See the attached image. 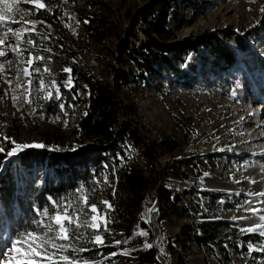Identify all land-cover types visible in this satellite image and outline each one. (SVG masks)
Returning <instances> with one entry per match:
<instances>
[{"label":"rangeland","instance_id":"374dc122","mask_svg":"<svg viewBox=\"0 0 264 264\" xmlns=\"http://www.w3.org/2000/svg\"><path fill=\"white\" fill-rule=\"evenodd\" d=\"M150 1L60 0L48 12L36 11L35 6L27 2L21 3L19 7L27 13L25 19L44 22L37 25V30L48 35V39H42L36 32L25 34L20 41L22 53L13 50L17 40L11 34L6 37V43L0 45V50L6 53L0 57V64L5 69L0 73V133L18 143H44L51 150L75 148L80 144L77 142L76 121L87 105V79L108 82L109 85L118 82L117 99L123 108V127L130 135L123 144L124 159H121L118 168L128 166L127 169L142 181L139 184L131 181L127 169H124V176H118L117 164L113 161L111 164L102 163L100 169L93 168L91 172L95 203L110 222L116 215L123 225L130 224L132 233L146 231L148 235L143 236L144 244L156 241L168 264H224L218 245L198 249L193 242L185 240L182 232L191 233L196 222L219 221L227 216L226 223L237 229L239 236L240 232L249 233L242 231L247 227L237 224L239 220L233 217L246 215L243 209L255 197L250 195L252 189H247L243 180L246 165L254 161L264 163V153H261L264 150V126H260L249 114L251 109L248 106L260 107V111L253 110L259 112L260 121L264 120V13L260 11L264 0H185L182 5L173 3L167 29L175 35L171 41L184 46L185 55L178 67L188 77L162 74L159 80L148 78V85L141 82L125 85L119 81L120 71L135 69L124 61L117 47L126 38L133 43L142 38L136 25L140 22L142 6ZM14 19L19 20L20 15L14 16ZM10 26L22 29L31 25L21 23ZM130 30L135 31L137 37L130 36ZM5 32L6 27L0 25V37ZM61 38L66 41L65 44ZM28 39L38 40L37 51H27L30 45ZM208 41L222 43L236 51L235 61L226 72L222 67L215 66ZM44 48L52 51L46 52ZM192 48H196L198 53L192 52ZM35 55L52 57L50 61L35 62L41 69L47 63L51 74H33L31 104L25 103L23 97L19 102H13L12 96L24 92V88H18L17 83L26 84L29 79L23 75L24 61ZM72 64L86 76L77 83L74 78L73 85L75 83L79 88L77 98H69L67 93L72 87L64 86L69 76L72 77L73 70L66 73L63 69L71 68ZM41 75L46 82L56 80L60 99L43 98L45 91L37 90V77ZM62 75H67V79L60 86ZM7 81H11V85ZM53 93L55 95V89ZM61 103L65 105L63 111L59 107ZM57 117L60 119L57 120ZM167 139L174 141L175 148L171 152H165L161 147ZM0 140H3L2 136ZM33 163H23L13 171V174L19 172V195L31 182L35 186L32 196H36L43 177L50 170L44 165L34 169ZM207 176L234 180V187L248 194L235 193L231 196L228 192L206 188ZM163 178L167 182L161 185ZM155 186L158 190L171 192L169 200L172 202L177 198L175 205H168L152 196L149 188L155 189ZM262 188L264 190V186ZM85 191L89 194L88 189ZM212 193L215 196H211ZM78 196L74 198L73 195L68 200L78 203ZM49 198L46 197L43 206L35 204L32 209L27 207L24 215H20V208L4 210L0 205V213L2 209L7 225L15 228L11 233L15 235L34 227L31 222L40 218L38 211L52 208L53 199ZM66 199L61 197L58 201L63 203ZM104 200L112 204L110 210L100 204ZM152 205V210L157 208L154 212L158 220L157 232L149 219ZM260 214H264L263 209ZM20 218H23L22 222ZM163 221L169 224L170 229L164 226ZM142 222L147 224L148 231L141 225ZM4 223L0 224V238L7 239L2 234L7 231ZM220 230L225 233L224 229ZM219 244L221 247L227 245L231 264H264V240L259 245L239 237L232 245L228 241ZM235 244L238 251L232 248ZM7 246L10 245L0 241V248L6 250ZM219 259L221 261L218 262Z\"/></svg>","mask_w":264,"mask_h":264},{"label":"trees","instance_id":"16d2710c","mask_svg":"<svg viewBox=\"0 0 264 264\" xmlns=\"http://www.w3.org/2000/svg\"><path fill=\"white\" fill-rule=\"evenodd\" d=\"M59 1L51 0L50 7L52 8ZM45 2L47 3L48 0H45ZM173 3L178 5V0H151L150 3L142 6L143 8L139 13L140 22L136 25L138 31L142 34V38L135 43L126 38L117 47L118 51H121L124 61L135 69V71L132 69L130 71H120L119 81L123 84L136 85L141 82L148 85V78L159 80L162 74H168L169 76L178 74L179 77H188V74L180 72L178 67L185 55L184 46L182 43L171 41V38H174L175 35L167 29L169 12L171 8H174ZM129 35L137 37V33L133 30L129 31ZM36 42V47L27 46L28 52L37 51L39 43L38 40ZM61 42L66 43L63 38H61ZM207 44L215 60V66L222 67L223 71L226 72L235 61L236 51L219 42L208 41ZM192 52L198 53L196 48H192ZM62 56L67 58L63 54ZM75 67L72 64V81L74 82V78H76L75 83L83 77L86 79V76L76 70ZM66 79L67 75H62L59 81L60 86L65 83ZM87 80L89 82L86 86L87 97L85 102L87 105L84 112L78 115L76 121L79 146L56 151L48 147L44 149L31 148L26 149L19 157L6 158V151L14 145L10 141L0 140V143L6 146V151L0 153V166H2L0 167V205L4 210L11 207L20 208L22 210L20 215H24L27 213V207L32 209L35 204H40V206L46 204L47 196H50L53 200H59L61 197L72 198L73 195L75 198L78 196L76 190L82 184L89 191L90 203H95L93 195L95 185L91 182L93 168L100 169L102 163L111 164L113 161L117 164L118 176L122 177L126 174L124 169H127L128 166L123 165L118 168L121 159H124L123 144L130 136L123 127V108L121 102L117 99L119 88L116 84L118 82L109 85L108 82ZM75 83L71 88V92L67 93L69 98H77L79 88L75 86ZM78 98L80 99V97ZM161 147L165 152H171L175 148L174 141L167 139ZM29 161L34 162V169L40 165L50 169L43 177V183L39 187L36 196H32V189L35 186L31 182L27 183V186L23 188L22 195H19V172L13 174V171L18 170L20 165ZM190 162L188 161V163ZM127 171L131 181L135 184L142 181L136 178L133 171L128 169ZM149 193L152 196L158 193V198L168 205H175V200H177L175 198L170 202L171 192L165 189L155 191L153 187H150ZM211 196H215V194L212 193ZM31 213L35 215L34 212L31 211ZM184 213L186 214L185 210ZM0 217L5 221L6 233L11 236L14 235L11 232L15 228L11 224L7 225L6 215L2 209ZM19 221L22 222L23 218H20ZM141 225L147 230L146 223L142 222ZM109 227L111 234L106 236L107 246L93 247L90 243L83 242L82 245L90 248L91 251L81 255L84 259H88L90 264H163L158 258L155 247L145 248V237L132 233L130 224L123 225L120 217L115 215ZM186 228L191 229L190 226H186ZM192 229L189 234L182 232L185 240L193 242L198 249L204 246L211 247L212 244L218 245L224 264H231L232 260L229 257L227 245L224 244L225 248L221 247L219 242L228 241V244L232 245V242L240 237L248 243L260 245L264 239L259 234L251 233L240 232L239 236V231L229 227V224L223 220L196 222L195 227ZM220 229H224L225 233H221ZM113 240H128V243L115 245ZM168 245L171 246L170 243ZM243 247H241V250ZM232 248L238 251L236 244ZM125 250H128L127 255L123 254ZM210 251L212 252V250ZM112 253H117V255L112 256ZM219 261L221 260L219 259Z\"/></svg>","mask_w":264,"mask_h":264},{"label":"snow or ice","instance_id":"6c2138e0","mask_svg":"<svg viewBox=\"0 0 264 264\" xmlns=\"http://www.w3.org/2000/svg\"><path fill=\"white\" fill-rule=\"evenodd\" d=\"M25 2L34 5L36 11H52L50 7L51 0H48L47 3L45 0H0V25L6 27L4 36L0 37V45H4L6 37L8 34H11L17 40V44L12 46L13 50H19L21 53L23 50L20 49V41L23 40L25 34L30 35L36 32L42 39H48V35L42 34L37 30V25L43 24V21L24 18L27 13H24V10L19 5ZM260 11L264 13V7ZM18 14L20 15V19H14V16ZM21 23L31 26L22 29H13L10 26L11 24ZM48 28H51V25H48ZM27 43L33 47L37 46V42L33 39H28ZM43 50L49 53L52 51L50 48H44ZM5 55L6 53L0 50V57ZM51 59V56L35 55L24 61L26 67L23 69V75L29 77V79L26 81V84L17 83V87L24 88V92L19 96H12L13 102H19L23 97L25 103L31 104L33 74H51V67L47 63L41 69L39 64L35 62H46ZM4 71V66L0 64V73ZM63 71L71 73L72 70L71 68H65ZM37 78L39 79L37 90L45 91L43 97L45 100H58L61 98L60 89L56 86L55 79L46 82L42 75ZM7 83L11 85L12 82L7 81ZM64 86L69 88L74 86L71 76H69ZM53 89H55V95ZM233 95L235 96L236 93L233 92ZM59 107L63 111L65 105L61 103ZM56 119L58 120L60 117ZM64 123L67 125V121H64ZM0 136H2L3 141H10L14 145L10 150L6 151V146L0 143V153L6 151V158L19 157L26 149H44L48 147L44 143L38 142L18 143L15 139L2 133H0ZM52 150L56 151L59 149L53 148ZM105 182H107V178H105ZM252 183H256V181L253 180ZM76 191L80 194L77 197L78 203H73L72 200L68 199L61 203L58 200H51L49 198L52 208L45 207L42 211H38L40 218L31 222L34 227L26 228L23 232H17L14 236L9 235L7 239L0 238V241L4 245H10L6 247V250L0 248V264H90V261L84 259L81 254L90 252L91 249L85 247L80 242L85 241L93 247L107 246L106 236L111 234L110 221L106 214H102V209L98 208L97 203H90L89 194L85 191L83 184ZM250 195L264 196V192L250 193ZM248 203L250 204V202ZM100 204L106 206V210L112 208V204L107 200L101 201ZM106 210L104 211L106 212ZM243 210L251 213L252 216H258L260 222L253 223L250 227L242 229V231L249 233L258 232L261 236H264V215H259L262 209L248 206ZM152 211L155 210L153 209ZM233 219L249 220L250 217L239 216L233 217ZM138 235L147 236L148 233L141 231ZM113 242L115 245H120L121 243H128V240H113ZM144 247L152 248L153 244L145 243ZM123 254L127 255L128 250H125ZM111 255L115 256L117 253H112Z\"/></svg>","mask_w":264,"mask_h":264},{"label":"bare ground","instance_id":"6f19581e","mask_svg":"<svg viewBox=\"0 0 264 264\" xmlns=\"http://www.w3.org/2000/svg\"><path fill=\"white\" fill-rule=\"evenodd\" d=\"M183 2H185V0H178V5L179 4L182 5ZM248 106H250V109H251V112L249 114L252 115V117L256 119V122L260 126H264V120L260 121L258 118L259 112H256L253 110V108H255L258 111H260L261 108L253 107L251 104H248ZM261 153H264V150ZM243 180L246 182L245 186L247 187V189H252V193L264 192V190H262L263 189L262 187L264 186V163H259L258 161H254L252 164L246 165V168L243 171ZM253 180H255L256 183H252ZM166 182L167 180L163 178L161 181V185H163ZM205 183L207 184V186H205L206 188H213L214 190L218 192H228L231 196L234 195L235 193L236 195H241L243 193L248 194V192L242 191L241 189L234 187L236 186L234 180L226 181V180H221L215 176H207ZM248 206L257 207V208L264 210V196H255L252 203L248 204ZM156 209L157 208H154V210ZM154 212L155 211H152V209L150 208V216L152 219L150 217L149 219L153 225L155 232H157L158 220ZM259 215H264V214H259ZM243 216H249L250 219L249 220H239L238 222H236L242 227H250L253 223L260 222L258 219V216H252L251 213H247L246 215H243ZM223 219H227V216ZM163 224L167 229H170V226L166 221H163Z\"/></svg>","mask_w":264,"mask_h":264},{"label":"water","instance_id":"95a60500","mask_svg":"<svg viewBox=\"0 0 264 264\" xmlns=\"http://www.w3.org/2000/svg\"><path fill=\"white\" fill-rule=\"evenodd\" d=\"M157 190H158V188H157V186H155V191H157ZM154 196H155V197H158V193H156ZM150 208L152 209V208H153V205H152V207H150ZM151 232H152V231H151ZM153 246H154L155 249L157 250L159 260H160L163 264H168V262H167V261H168L167 258L162 254L161 250H159L156 241L153 242Z\"/></svg>","mask_w":264,"mask_h":264}]
</instances>
